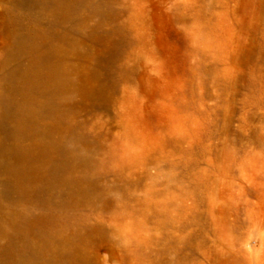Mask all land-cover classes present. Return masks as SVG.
Returning <instances> with one entry per match:
<instances>
[{
  "label": "rangeland",
  "instance_id": "1",
  "mask_svg": "<svg viewBox=\"0 0 264 264\" xmlns=\"http://www.w3.org/2000/svg\"><path fill=\"white\" fill-rule=\"evenodd\" d=\"M16 10L0 0V121ZM57 30L44 99L89 192L21 203L77 244L56 264H264V0H86Z\"/></svg>",
  "mask_w": 264,
  "mask_h": 264
},
{
  "label": "bare ground",
  "instance_id": "2",
  "mask_svg": "<svg viewBox=\"0 0 264 264\" xmlns=\"http://www.w3.org/2000/svg\"><path fill=\"white\" fill-rule=\"evenodd\" d=\"M85 1L19 0L23 11L12 15L14 54L27 59L10 74L13 90L0 121V235L7 236L0 264H56L61 249L79 255L77 244L50 226L51 213L31 216L21 203L32 199L50 207L89 192L78 170L90 164L55 137L60 109L44 99L62 84L66 34L57 24ZM98 93L104 96L106 89L100 86Z\"/></svg>",
  "mask_w": 264,
  "mask_h": 264
}]
</instances>
